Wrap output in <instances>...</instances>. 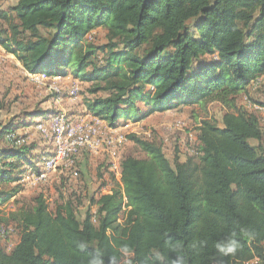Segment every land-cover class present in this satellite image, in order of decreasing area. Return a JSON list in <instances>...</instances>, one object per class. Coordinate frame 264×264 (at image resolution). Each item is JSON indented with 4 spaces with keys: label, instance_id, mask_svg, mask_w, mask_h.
Returning <instances> with one entry per match:
<instances>
[{
    "label": "trees",
    "instance_id": "1",
    "mask_svg": "<svg viewBox=\"0 0 264 264\" xmlns=\"http://www.w3.org/2000/svg\"><path fill=\"white\" fill-rule=\"evenodd\" d=\"M1 22L8 53L31 73L90 83L86 114L111 126L190 104L219 102L225 112L221 124L202 121L185 160L133 133L145 157L123 156L119 182L111 171L99 190L61 192L53 209L43 193L19 206L11 218L20 239L11 251L0 245V264H264V127L239 105L245 96L264 107L250 91L264 76V0H17L0 8ZM99 28L102 44L88 39ZM58 114L38 108L1 126L0 204L53 155L18 144V129ZM230 240L236 251L220 253Z\"/></svg>",
    "mask_w": 264,
    "mask_h": 264
},
{
    "label": "rangeland",
    "instance_id": "2",
    "mask_svg": "<svg viewBox=\"0 0 264 264\" xmlns=\"http://www.w3.org/2000/svg\"><path fill=\"white\" fill-rule=\"evenodd\" d=\"M16 3L17 0H0V8L8 9ZM106 33L104 28H99L88 39L102 44L107 41ZM89 84L72 75L51 78L45 74L31 73L14 54L8 53L0 44V129L8 121L18 120L24 113L38 108L62 113L50 116L52 118L45 121L38 120L39 122L26 128L21 127L17 131L18 135L23 137L18 144L34 142L39 145L38 153L53 152V155L42 161L40 167L43 171L40 175L28 169L22 179L23 190L16 198L0 204V245L7 251L15 247L21 233L18 223L11 218V213L19 206L32 204L36 195H46L50 209H53L61 192L68 195L85 188L91 192L99 190L111 171L115 172V177H119V182L120 167L116 170V166H119L123 156L145 157L141 147L129 139L130 134L135 133L145 139L159 141L163 144L166 156L171 160L179 148V156L185 160L198 150L197 135L202 121L214 118L221 124L225 112L224 106L219 102L210 103L205 110L198 104H190L154 113L141 121L128 120L120 129L121 125L111 126L98 117L86 114V95L82 94ZM252 87L250 91L253 99L264 103V76L252 83ZM105 94L102 92L100 95ZM250 103V98H240L239 105L255 110L261 115L264 127V107L257 104L252 106ZM59 119L61 121H55ZM93 120L97 122L92 124ZM63 136L67 143L78 140L77 150L75 151V145L64 147L65 155L53 162L50 169L49 161L54 155L57 156ZM10 137H14V134ZM252 141L257 143L256 140ZM110 188L105 187L103 194L109 193ZM87 205L88 199L80 206L79 215L84 214ZM125 214L124 210L120 216L121 221Z\"/></svg>",
    "mask_w": 264,
    "mask_h": 264
},
{
    "label": "clouds",
    "instance_id": "3",
    "mask_svg": "<svg viewBox=\"0 0 264 264\" xmlns=\"http://www.w3.org/2000/svg\"><path fill=\"white\" fill-rule=\"evenodd\" d=\"M80 247L83 248L84 245L82 244ZM216 247L220 253H223V254L234 253L237 249V242L235 240H230L227 243L217 244ZM121 252L127 254L128 248L126 246L121 248ZM156 259L157 260H163V257L159 253H157ZM89 264H104V261L99 256H94L89 261ZM110 264H116V257L115 256L110 258ZM172 264H183V260L178 257L176 260H174L172 262Z\"/></svg>",
    "mask_w": 264,
    "mask_h": 264
},
{
    "label": "built area",
    "instance_id": "4",
    "mask_svg": "<svg viewBox=\"0 0 264 264\" xmlns=\"http://www.w3.org/2000/svg\"><path fill=\"white\" fill-rule=\"evenodd\" d=\"M259 79V78H258ZM256 81L257 80H255V81H253L252 83H256ZM55 121H60V119L59 120H55ZM95 122H97V121H95V120H93V123L92 124H94ZM61 123V122H60ZM61 141H62V151H61V153H59V155L60 154H63V150H64V147H66V146H68V145H75V151L77 150V145L79 144V141L77 140L76 142H74V143H67V140L65 139V137L63 136V137H61ZM119 141L121 142V138L119 139ZM58 155V156H59ZM57 156V157H58ZM56 160H57V158H56ZM56 160H53L51 163H50V169H51V165H52V163L54 162V161H56ZM49 169V170H50ZM116 170H119V166L117 165L116 166Z\"/></svg>",
    "mask_w": 264,
    "mask_h": 264
},
{
    "label": "crops",
    "instance_id": "5",
    "mask_svg": "<svg viewBox=\"0 0 264 264\" xmlns=\"http://www.w3.org/2000/svg\"><path fill=\"white\" fill-rule=\"evenodd\" d=\"M160 113V112H159ZM89 114V113H88ZM103 122H105V124H107V121L106 120H103ZM126 122H128V121H121L120 123H119V125H121L119 128L120 129H122V126L123 125H125L126 124ZM4 143H6V142H4ZM119 179V177H116V180H118ZM108 186H110V187H112V184H108ZM108 186H106V187H108ZM103 189L104 188H102V190H101V193H103ZM85 190V189H84ZM110 191H111V188H110ZM246 264H260V261H259V259L258 258H254V259H252V260H250V261H248V262H246Z\"/></svg>",
    "mask_w": 264,
    "mask_h": 264
},
{
    "label": "bare ground",
    "instance_id": "6",
    "mask_svg": "<svg viewBox=\"0 0 264 264\" xmlns=\"http://www.w3.org/2000/svg\"><path fill=\"white\" fill-rule=\"evenodd\" d=\"M260 108H262V107H260ZM264 109V108H263ZM61 121V120H60ZM65 150V149H64ZM63 150V154H60L59 155V153H61V151H62V144H61V142L59 143V149H58V152H57V156L56 155H54V158H52L51 159V161H49V162H52L53 160H56V158H57V160L56 161H54V162H57L58 160H60L62 157H63V155H65V151Z\"/></svg>",
    "mask_w": 264,
    "mask_h": 264
}]
</instances>
